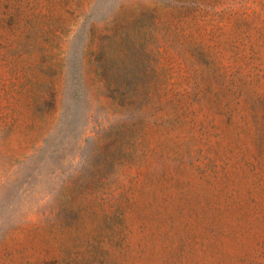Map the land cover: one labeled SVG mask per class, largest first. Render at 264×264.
Wrapping results in <instances>:
<instances>
[{"label": "rangeland", "instance_id": "obj_1", "mask_svg": "<svg viewBox=\"0 0 264 264\" xmlns=\"http://www.w3.org/2000/svg\"><path fill=\"white\" fill-rule=\"evenodd\" d=\"M0 264H264V0H0Z\"/></svg>", "mask_w": 264, "mask_h": 264}]
</instances>
